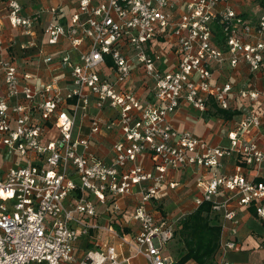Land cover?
Wrapping results in <instances>:
<instances>
[{
    "label": "built area",
    "instance_id": "1",
    "mask_svg": "<svg viewBox=\"0 0 264 264\" xmlns=\"http://www.w3.org/2000/svg\"><path fill=\"white\" fill-rule=\"evenodd\" d=\"M77 3L65 22L56 8L45 10L54 18L40 39L43 10L24 16L9 0L0 12V264H132L137 256L175 264L165 248L187 211L172 216L159 195L176 190L187 170L194 208L208 202L219 219L218 250L238 249L237 207H252L264 223L261 115L241 113L226 145L176 128L169 116L183 104L203 113L211 102L229 110L236 98L257 99L253 88L235 89L215 72L240 63L261 68L264 0ZM3 18L29 36L23 54L35 49L66 78L41 82L22 67L9 53ZM62 41L66 52L44 54V44ZM135 69L151 81L145 94L133 85ZM113 130L116 140L103 153L98 138ZM226 159L231 173L223 172ZM127 198L130 207L119 203Z\"/></svg>",
    "mask_w": 264,
    "mask_h": 264
},
{
    "label": "crops",
    "instance_id": "2",
    "mask_svg": "<svg viewBox=\"0 0 264 264\" xmlns=\"http://www.w3.org/2000/svg\"><path fill=\"white\" fill-rule=\"evenodd\" d=\"M9 0H0V12L5 10ZM21 5V13L24 16L33 15L39 10H43L38 21L35 24V36L40 39L42 27L52 20L54 16L45 11L48 8L54 7L57 9L56 16L65 22L73 13L77 11V0H17ZM23 3L28 5L25 7ZM251 3H249L250 5ZM248 6V3L245 7ZM3 32L12 39V44L9 53L14 59L19 62L22 67L34 70L41 79V82L48 81L52 76H57L61 80L66 78L64 72L55 70V64H45L42 61L43 56L39 55L35 49L27 51L26 54L20 50V43L24 42L29 36L23 34L20 29L11 28L8 20L3 18ZM221 41L217 43H222ZM40 44V43H38ZM42 45V44H41ZM67 42H60L56 45L44 44V54L53 57L60 56L68 49ZM29 50V49H28ZM25 52V51H24ZM73 56L75 51H71ZM217 80L230 79L233 82L235 89L241 87L253 88L258 92L256 100L249 101L246 99L236 98L231 102L229 110L236 113L229 119H225L221 115L214 112L218 108L212 102L208 109L200 113L187 104L181 105L174 113L169 116L172 124L178 129H188L195 135L205 138L211 144H227L226 133L234 119L238 118L241 113L246 110L255 111L262 117L261 130L264 133V62L259 70L251 72L244 63H240L235 68H230L228 65L224 69L215 72ZM133 85L138 88L139 92L145 94V88H150L151 81L145 79L137 69L133 72ZM143 86V88H142ZM116 131H111L98 138V146L101 152H108L109 148L116 140ZM226 164L223 172L231 173L234 170V165L231 159L225 160ZM146 167L149 166L148 161L145 162ZM264 178V159L259 166L257 179ZM181 185L176 190L164 189L159 195L160 207H164L172 216H177L183 211L189 213L194 209L192 198L197 193L193 172L187 170L180 179ZM260 181V180H259ZM264 183V182H263ZM121 205L130 207L134 204L131 198L119 200ZM239 224L235 239L239 244L236 250H230L225 254L218 250L215 255V264L223 261H228L233 264H262L264 263V223L255 214L252 207H237L236 209ZM229 225V223H227ZM227 229L224 232V237L227 235ZM80 246V245H79ZM83 246V245H82ZM118 249H120L118 247ZM132 264H150L143 256L135 257ZM183 264H197L192 260H188Z\"/></svg>",
    "mask_w": 264,
    "mask_h": 264
},
{
    "label": "trees",
    "instance_id": "3",
    "mask_svg": "<svg viewBox=\"0 0 264 264\" xmlns=\"http://www.w3.org/2000/svg\"><path fill=\"white\" fill-rule=\"evenodd\" d=\"M222 38L221 28L218 27L215 41H221ZM213 113L229 119L236 111L215 108ZM259 180L264 182V178ZM174 233L182 243L175 264H183L188 260L197 264H215L221 226L218 217L210 210V203L203 202L179 219L175 223Z\"/></svg>",
    "mask_w": 264,
    "mask_h": 264
},
{
    "label": "rangeland",
    "instance_id": "4",
    "mask_svg": "<svg viewBox=\"0 0 264 264\" xmlns=\"http://www.w3.org/2000/svg\"><path fill=\"white\" fill-rule=\"evenodd\" d=\"M24 5H25V7L28 6V5L23 3V6ZM181 246H182V243L179 242V240L177 239V236L174 233L171 241L168 242V244L165 248V252L170 254L173 257V259L176 261L178 258Z\"/></svg>",
    "mask_w": 264,
    "mask_h": 264
},
{
    "label": "snow or ice",
    "instance_id": "5",
    "mask_svg": "<svg viewBox=\"0 0 264 264\" xmlns=\"http://www.w3.org/2000/svg\"><path fill=\"white\" fill-rule=\"evenodd\" d=\"M3 193L2 192H0V195H2ZM9 195H11V193H9Z\"/></svg>",
    "mask_w": 264,
    "mask_h": 264
}]
</instances>
